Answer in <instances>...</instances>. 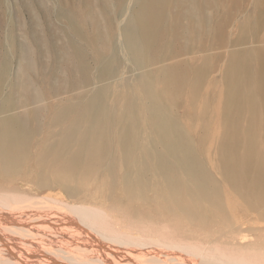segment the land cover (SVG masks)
<instances>
[{"label":"bare ground","instance_id":"bare-ground-1","mask_svg":"<svg viewBox=\"0 0 264 264\" xmlns=\"http://www.w3.org/2000/svg\"><path fill=\"white\" fill-rule=\"evenodd\" d=\"M206 5L129 0L124 57L95 56L92 71L75 50L87 90L59 106L42 135V126L27 133V113L0 97V263L247 264L233 251L263 250L264 237L243 243L241 233H264V47L228 69L217 96L203 92ZM62 17L77 29L73 15ZM181 41L189 57L162 64ZM111 211L123 225L109 237L95 225Z\"/></svg>","mask_w":264,"mask_h":264},{"label":"rangeland","instance_id":"rangeland-1","mask_svg":"<svg viewBox=\"0 0 264 264\" xmlns=\"http://www.w3.org/2000/svg\"><path fill=\"white\" fill-rule=\"evenodd\" d=\"M128 1L0 0V71L8 75L0 73V97H8L9 100L7 98L6 100L10 101L11 98L16 102L14 104L16 113H27L23 116L27 133H32V130H35L37 126H42L38 133L42 135L44 126L52 119L57 120L56 112L59 110V106H69L71 104L69 101L72 98H80L87 90L83 83L84 67L75 50L80 49L86 54L84 65L92 71L97 68L95 56H108L116 53L117 57H124L119 45L122 41L119 30L122 26L120 24H123L126 19ZM232 1L207 0V5L203 8L204 13L209 17V26L211 29L214 27L213 31L210 29L209 38L206 40L207 43L209 41L208 47L210 48L205 54L207 53L209 60L208 66L205 67L206 71L201 87L203 92L209 89L211 96H217L219 89L230 83L231 77L227 74L228 69L236 65L240 66L246 58L244 55L246 51L264 47V0H234V3ZM62 9L76 18L77 29L70 26L69 22L62 17ZM176 11H178V7L174 5L172 12ZM83 16H85V20ZM185 20L184 17L182 22ZM94 27L96 28L94 29ZM74 42L75 44H73ZM188 57L186 45L181 41L176 44L173 53L170 52L163 58L162 64L180 63ZM6 59L8 60L7 65ZM188 64L189 68L196 69L200 62L194 60ZM119 79L120 77L117 75L116 80ZM9 82L13 84L11 89L8 86ZM183 82L190 83L187 78L183 79L182 84H184ZM120 90L122 91L123 88ZM189 90L191 91L192 87ZM44 101H48L47 105ZM86 171V169H78L80 174L88 176ZM53 194L61 201L73 202L63 192ZM2 205L0 203V207ZM238 210V218H240L245 212L240 207ZM110 214L112 218L104 216L102 221L104 224L100 222L95 225L96 231H99L100 228L99 232H105L107 235L109 233V237L114 235L112 234L114 231L116 234H120L123 225L121 216L112 211ZM107 224L110 226V231L112 228L111 234L109 230H106ZM102 225L105 229L102 228ZM102 229L104 230L102 231ZM94 234L98 236V233ZM263 235L264 233L261 232L244 231L241 233L242 242H258L260 238L264 237ZM214 251L215 256L210 253L212 256L208 258L214 256V260L217 261L218 251ZM234 252L236 253L234 257L238 256L237 259L246 254L244 256L245 259L247 258L246 262L250 261L252 264L257 263L255 260L261 263L264 261V248L263 250L253 247L246 250L238 248L233 251L232 257ZM237 252L242 255H237ZM218 255L220 256V253ZM1 260L5 262L6 259H0V262ZM68 260L73 261L70 258ZM250 263L247 262V264Z\"/></svg>","mask_w":264,"mask_h":264}]
</instances>
